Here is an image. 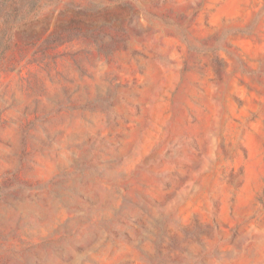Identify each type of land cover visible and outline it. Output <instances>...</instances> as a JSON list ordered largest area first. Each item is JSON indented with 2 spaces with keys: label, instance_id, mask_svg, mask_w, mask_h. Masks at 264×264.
Segmentation results:
<instances>
[{
  "label": "rangeland",
  "instance_id": "1",
  "mask_svg": "<svg viewBox=\"0 0 264 264\" xmlns=\"http://www.w3.org/2000/svg\"><path fill=\"white\" fill-rule=\"evenodd\" d=\"M0 264H264V0H0Z\"/></svg>",
  "mask_w": 264,
  "mask_h": 264
}]
</instances>
